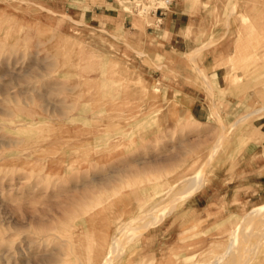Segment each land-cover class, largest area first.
I'll return each instance as SVG.
<instances>
[{"label":"rangeland","instance_id":"374dc122","mask_svg":"<svg viewBox=\"0 0 264 264\" xmlns=\"http://www.w3.org/2000/svg\"><path fill=\"white\" fill-rule=\"evenodd\" d=\"M157 5L0 0V264H264V0Z\"/></svg>","mask_w":264,"mask_h":264},{"label":"bare ground","instance_id":"6f19581e","mask_svg":"<svg viewBox=\"0 0 264 264\" xmlns=\"http://www.w3.org/2000/svg\"><path fill=\"white\" fill-rule=\"evenodd\" d=\"M198 199V198H197ZM151 208V207H150ZM260 210V209H259ZM253 211L254 212H256V211H258L257 209H253ZM143 212V211H142ZM148 212V211H147ZM146 212V214H148ZM260 212V211H259ZM145 213V212H144ZM143 213V214H144ZM252 214H253V212H252ZM263 214V213H262ZM248 215V214H247ZM262 216H264V215H262ZM250 217H251V214H250ZM160 220V219H159ZM156 221V220H155ZM155 221H154V223H155ZM151 222V221H150ZM149 222V223H150ZM151 224V223H150ZM153 224V223H152ZM137 227H139L140 228V226L141 225H136ZM136 226H135V228H136ZM133 227V226H132ZM142 227V226H141ZM148 227V226H147ZM138 228V229H139ZM146 228V226L143 228V229H145ZM129 229H131V228H129ZM132 229H134V228H132ZM140 229H142V228H140ZM237 229V228H236ZM146 230H148V229H146ZM139 231H141V230H139ZM238 232V231H237ZM132 233V232H131ZM155 233H157V232H155ZM137 234H139V233H137ZM238 234L236 233V236H237ZM158 238V237H157ZM115 242H117L116 240H115ZM119 243V242H118ZM235 243V241L233 242V244ZM237 245V244H236ZM233 246V245H232ZM232 246L230 247V248H228V252H230V250H232ZM119 247V246H118ZM233 247H235V245L233 246ZM114 249H119V248H114ZM235 250V249H234ZM116 250H112V251H107V252H105V253H103V254H100V255H98V257L96 258V260L93 262L94 264H112L113 263V258H115V257H118V255L117 256H114L115 255V252ZM232 252H234V251H232ZM114 253V254H113ZM235 253V252H234ZM224 255L225 254H222L221 253V256L220 257H218V258H216V260L213 262L214 264H218V263H221L222 261V258L224 257ZM122 264V263H121ZM223 264V263H222Z\"/></svg>","mask_w":264,"mask_h":264},{"label":"built area","instance_id":"2783aa9c","mask_svg":"<svg viewBox=\"0 0 264 264\" xmlns=\"http://www.w3.org/2000/svg\"><path fill=\"white\" fill-rule=\"evenodd\" d=\"M175 0H157V2L160 3V5H157L155 12L157 10H162L164 9L166 6L170 5L171 3H173Z\"/></svg>","mask_w":264,"mask_h":264}]
</instances>
